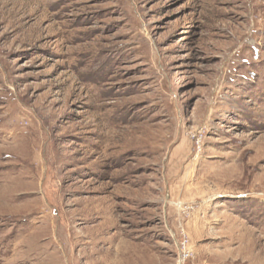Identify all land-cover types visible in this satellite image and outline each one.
<instances>
[{
    "label": "rangeland",
    "instance_id": "rangeland-1",
    "mask_svg": "<svg viewBox=\"0 0 264 264\" xmlns=\"http://www.w3.org/2000/svg\"><path fill=\"white\" fill-rule=\"evenodd\" d=\"M0 264H264V0H0Z\"/></svg>",
    "mask_w": 264,
    "mask_h": 264
},
{
    "label": "bare ground",
    "instance_id": "bare-ground-1",
    "mask_svg": "<svg viewBox=\"0 0 264 264\" xmlns=\"http://www.w3.org/2000/svg\"><path fill=\"white\" fill-rule=\"evenodd\" d=\"M77 242V241H76ZM94 258V257H93Z\"/></svg>",
    "mask_w": 264,
    "mask_h": 264
}]
</instances>
